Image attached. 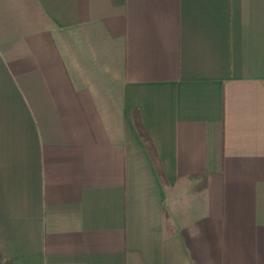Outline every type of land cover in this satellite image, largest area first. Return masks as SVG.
I'll return each mask as SVG.
<instances>
[{"label":"crops","instance_id":"obj_1","mask_svg":"<svg viewBox=\"0 0 264 264\" xmlns=\"http://www.w3.org/2000/svg\"><path fill=\"white\" fill-rule=\"evenodd\" d=\"M0 252L264 264V0H0Z\"/></svg>","mask_w":264,"mask_h":264},{"label":"trees","instance_id":"obj_2","mask_svg":"<svg viewBox=\"0 0 264 264\" xmlns=\"http://www.w3.org/2000/svg\"><path fill=\"white\" fill-rule=\"evenodd\" d=\"M143 134H144L143 137L147 143L148 148L150 149L151 152H153L152 151L153 146L151 145V142H150L147 134L145 132H143ZM204 177L205 176L203 174H192L190 176V180H192L194 183L193 187H192L193 192L202 191L205 189L206 184H204ZM0 264H11V262L9 260H7L3 255H1V252H0Z\"/></svg>","mask_w":264,"mask_h":264}]
</instances>
